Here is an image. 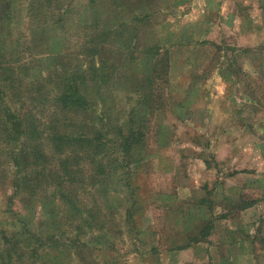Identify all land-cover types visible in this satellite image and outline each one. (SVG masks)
Instances as JSON below:
<instances>
[{
	"label": "rangeland",
	"instance_id": "rangeland-1",
	"mask_svg": "<svg viewBox=\"0 0 264 264\" xmlns=\"http://www.w3.org/2000/svg\"><path fill=\"white\" fill-rule=\"evenodd\" d=\"M62 2L60 21L46 14L41 25L26 0H0L8 105L47 120L41 100L54 95L51 82L84 68L88 25L142 16L133 52L122 39L129 29L100 51L117 68L113 89H79L124 133L130 114L145 120L144 139L129 166L108 156L85 186L40 184L32 195H13L0 150V264H264V0ZM148 79L152 114L131 93ZM39 150L54 169L51 143ZM202 221L199 244L192 236ZM233 241L236 251L226 248Z\"/></svg>",
	"mask_w": 264,
	"mask_h": 264
},
{
	"label": "trees",
	"instance_id": "trees-1",
	"mask_svg": "<svg viewBox=\"0 0 264 264\" xmlns=\"http://www.w3.org/2000/svg\"><path fill=\"white\" fill-rule=\"evenodd\" d=\"M26 3L30 17L38 19V23L41 21V25L46 14L52 23H58L65 9L61 6L62 0H26ZM6 10L7 8L4 9ZM143 21H146V17H134L129 22L121 20L114 26L115 31L114 27H100L95 20L88 25L85 29L87 32L82 34L84 42L80 48L82 60H85L84 68L81 69V65L77 64L66 77L50 83L55 89L54 95L41 100L43 105L49 102L51 107L45 121L37 119L32 113L19 114L18 109L14 111L8 105L5 89H12V78L1 72L3 62L0 53V150L10 166L13 195H32L40 184L48 186L53 183L55 187H59L60 181L64 185L63 191L70 182L85 186L84 177L94 178L103 174V160L112 155L126 160V166H129L134 149L144 139L145 126L143 128L142 125L146 121L134 120L130 114L125 121L127 131L124 133L117 119L96 111L93 102L88 101L80 92L79 85L89 82L94 85L96 92L113 89L117 68L112 62L102 58L100 51L103 46L113 43L118 30H124L125 33L129 29L128 35H124L122 39L128 41L133 52L134 28L136 23ZM150 48L145 47V50L149 51ZM131 56L132 54L129 57ZM45 82L38 85L37 91L48 86L47 80ZM144 82L146 86L141 94L136 90L131 91L132 95L137 94V100L133 104L142 106L152 114L155 106L152 98L154 89L151 83L148 84L149 79ZM14 102L18 103L17 98ZM133 109L132 107L131 111ZM45 141L53 146V156L57 160L55 168L48 171L45 155L39 150V146ZM72 147L73 150L67 151ZM66 151L67 154L64 155ZM74 155L78 159H73ZM203 230L204 228L200 233ZM4 236V232H0V237Z\"/></svg>",
	"mask_w": 264,
	"mask_h": 264
},
{
	"label": "crops",
	"instance_id": "crops-1",
	"mask_svg": "<svg viewBox=\"0 0 264 264\" xmlns=\"http://www.w3.org/2000/svg\"><path fill=\"white\" fill-rule=\"evenodd\" d=\"M201 163L202 164H204L205 165V167H206V164L203 162V161H201ZM205 225H206V221H202L201 222V224H200V229L197 231V233L196 234H194V236H192V237H196L197 238V240H198V243L199 244H203L204 243V240L203 239H200V232H201V230L205 227ZM191 237V238H192ZM186 238V237H185ZM184 239V238H183ZM207 240L208 241H211L212 243H213V238H209V237H207ZM197 243V244H198ZM228 244H227V246H226V248H231V249H233V251H236V249H235V247L239 244H234V241L233 242H227ZM183 245H181V246H179V247H182ZM219 249V247H212L211 246V249ZM182 250V249H181ZM211 252H212V250H211Z\"/></svg>",
	"mask_w": 264,
	"mask_h": 264
}]
</instances>
